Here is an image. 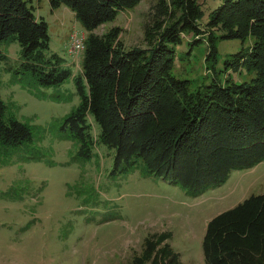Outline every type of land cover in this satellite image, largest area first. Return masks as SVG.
I'll return each mask as SVG.
<instances>
[{"label":"trees","instance_id":"obj_1","mask_svg":"<svg viewBox=\"0 0 264 264\" xmlns=\"http://www.w3.org/2000/svg\"><path fill=\"white\" fill-rule=\"evenodd\" d=\"M140 1L49 0L52 8L68 7L87 31L81 72L72 77L80 102L64 117L62 128L80 142L79 155L90 156L97 129L95 144L114 150L115 166L141 167L197 195L222 183L230 171L264 160V0H220L202 29L198 0H156V17L144 32L147 47H124L115 26L95 33ZM30 2L0 0V41L19 43L20 66L36 83L60 85L72 73L56 54H46L47 23L34 16ZM186 34L192 35L190 44L206 42L212 67L218 40L253 39L246 57L232 54L224 64H241L255 75L225 84L213 75L209 83L191 89L190 81L172 74L173 49L167 45ZM6 109L0 97V145H20L31 129ZM165 238L148 236L128 264H179L167 244L156 248ZM202 255L206 264H264V194L210 219Z\"/></svg>","mask_w":264,"mask_h":264},{"label":"rangeland","instance_id":"obj_2","mask_svg":"<svg viewBox=\"0 0 264 264\" xmlns=\"http://www.w3.org/2000/svg\"><path fill=\"white\" fill-rule=\"evenodd\" d=\"M198 1L202 29L220 0ZM155 2L141 0L95 33L115 26L124 47H147L144 32L156 17ZM30 5L34 16L47 23L46 54H56L72 74L60 85L43 87L20 66L19 43L0 41V97L7 114L31 129L24 143L0 145V264H128L154 233L166 235L156 248L167 244L179 264H206V223L247 197L264 194V160L232 170L222 183L194 195L141 167L115 166L114 150L95 144L97 129L90 156L79 155L80 142L62 125L80 102L72 77L81 72L82 54L74 58L71 35L82 33L85 40L87 31L65 5L52 8L49 0ZM181 36L180 42L167 43L173 49L171 71L190 81L191 89L209 83L213 75L222 84L255 75L241 64H224L232 54L246 57L253 39L218 40L212 67L206 42L190 44L191 34Z\"/></svg>","mask_w":264,"mask_h":264},{"label":"built area","instance_id":"obj_3","mask_svg":"<svg viewBox=\"0 0 264 264\" xmlns=\"http://www.w3.org/2000/svg\"><path fill=\"white\" fill-rule=\"evenodd\" d=\"M71 49L73 51V55L74 58H78L80 57L81 54H83L84 48H85V44H84V36L82 35V33L80 34V36L76 33H73L71 35Z\"/></svg>","mask_w":264,"mask_h":264},{"label":"clouds","instance_id":"obj_4","mask_svg":"<svg viewBox=\"0 0 264 264\" xmlns=\"http://www.w3.org/2000/svg\"><path fill=\"white\" fill-rule=\"evenodd\" d=\"M83 55V54H82Z\"/></svg>","mask_w":264,"mask_h":264}]
</instances>
